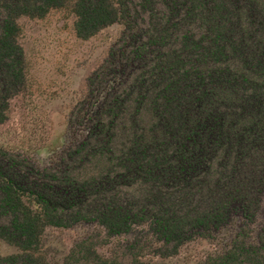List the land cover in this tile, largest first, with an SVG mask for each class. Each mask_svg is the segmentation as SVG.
<instances>
[{"label": "trees", "instance_id": "obj_1", "mask_svg": "<svg viewBox=\"0 0 264 264\" xmlns=\"http://www.w3.org/2000/svg\"><path fill=\"white\" fill-rule=\"evenodd\" d=\"M65 7L81 40L123 31L58 160L0 148V241L17 250L0 264H49L45 231L82 224L132 241L120 259L81 241L64 264H147L143 242L171 257L236 225L200 264H264V221L251 228L264 216V0H0V125L25 81L17 20Z\"/></svg>", "mask_w": 264, "mask_h": 264}, {"label": "rangeland", "instance_id": "obj_2", "mask_svg": "<svg viewBox=\"0 0 264 264\" xmlns=\"http://www.w3.org/2000/svg\"><path fill=\"white\" fill-rule=\"evenodd\" d=\"M74 21L69 7L51 11L43 19L17 20L25 81L10 100L6 121L0 125V148L40 168L58 160L77 138L70 123L71 113L86 97L87 79L105 61L123 31L120 24H113L90 39L81 40L74 32ZM263 221L262 215L252 230H257ZM237 227L232 234L215 240L188 242L171 257L155 255L154 248L143 242V260L147 264H200L219 253ZM141 230L137 233L144 238L146 230ZM41 240V251L49 264H64L69 251L84 240L104 257L124 258L125 245L132 241L131 237H107L94 224L49 228ZM15 253L16 248L0 241V257Z\"/></svg>", "mask_w": 264, "mask_h": 264}]
</instances>
